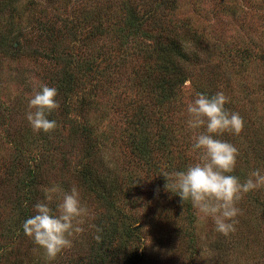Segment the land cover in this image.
I'll return each instance as SVG.
<instances>
[{
  "label": "rangeland",
  "instance_id": "374dc122",
  "mask_svg": "<svg viewBox=\"0 0 264 264\" xmlns=\"http://www.w3.org/2000/svg\"><path fill=\"white\" fill-rule=\"evenodd\" d=\"M128 16L141 24V34L129 27L120 31ZM2 35L19 50L15 56L0 53V264L66 262L68 249L48 261L22 229L45 200L43 189L53 185L64 191L76 186L89 210L73 243H84L85 251L97 240L105 203L82 177L98 161L116 173L122 188L112 198L122 213L114 209L104 219L140 224L142 241L134 250L143 257L137 264H264V216L241 210L234 232H216L211 217L165 190L162 172L185 171L191 164L184 148H174L170 157L158 145L165 127L192 142L187 103L197 93L223 90L250 123L240 135L224 133L225 138L239 155L256 137L264 146V0H0ZM162 39L182 42L186 55L185 83L167 101L156 95L167 77L154 43ZM219 78L225 86H218ZM41 85L58 90L60 107L48 116L57 128L50 133L34 132L26 119L28 102ZM144 115L149 121L139 136L137 120ZM134 136L138 145L154 150L157 169L133 154ZM239 155L236 172L249 175L255 167L264 173V162L247 168ZM166 201L176 219L171 224L162 209ZM59 202L58 195L49 206L55 211ZM241 224L252 238L246 246L255 252L244 242L235 250L228 242L240 234Z\"/></svg>",
  "mask_w": 264,
  "mask_h": 264
},
{
  "label": "clouds",
  "instance_id": "9594fccd",
  "mask_svg": "<svg viewBox=\"0 0 264 264\" xmlns=\"http://www.w3.org/2000/svg\"><path fill=\"white\" fill-rule=\"evenodd\" d=\"M55 87L41 85L34 91L28 102L26 119L36 133H50L57 128L55 120L48 116L60 107L56 100ZM228 98L222 91L209 97L197 93L193 101L187 103V129L191 137V152L196 153L197 162L190 164L185 171L162 172L166 179L165 190L179 195L182 202H191L198 214L211 217L215 231L228 235L236 230L235 219L241 214L236 207L244 194L264 187V173L255 170L241 182L231 175L234 171L238 149L231 143L219 139L224 133L240 135L244 120L237 112L228 110ZM203 129V130H201ZM45 200L34 206L35 214L27 218L22 229L37 246L34 251L43 250L46 260H54L63 250L71 248L73 237L84 231L81 226L89 215L86 205L81 202L76 186L64 191L58 185L43 189ZM60 196L55 211L49 206ZM93 227H95L93 225ZM97 231L101 229L97 228ZM100 240L99 236L95 237Z\"/></svg>",
  "mask_w": 264,
  "mask_h": 264
},
{
  "label": "trees",
  "instance_id": "16d2710c",
  "mask_svg": "<svg viewBox=\"0 0 264 264\" xmlns=\"http://www.w3.org/2000/svg\"><path fill=\"white\" fill-rule=\"evenodd\" d=\"M138 23V21L135 22V19L133 17L128 16L127 21L121 27L120 31L122 32L125 28L129 27L131 29L133 28L134 32L141 34V24ZM8 41V38L2 35V37L0 38V53L15 56L19 48L17 49L16 45ZM154 43L156 45L155 49H157V60L159 63V67L167 73V77L161 79L162 84L157 88L158 93L156 95L161 101H167L171 98L176 97L179 88L185 83L184 72L182 69L184 60H186V55L183 50L184 45L182 42L177 43L172 40L166 41V39H162ZM193 55L195 54L193 53ZM216 81L218 82V86L223 83H225V86L227 83V81L222 78L216 79ZM212 82L213 84H215V77L212 79ZM221 91L223 93L225 92L223 90ZM217 92H219V90H216L214 92L204 91L203 94L211 97ZM225 96H228L227 93L225 94ZM228 101L229 102L225 105V107L232 112L239 113L240 115V112L235 109L237 106L233 103V98H228ZM244 115H246L244 112H242V114L240 115L243 120H245ZM137 121L139 122V136H141L143 134V131L146 132V125H148L149 118L147 116L145 117L144 115L141 118H138ZM244 123L250 124L247 121H244ZM86 125L88 127V131L93 133L94 125H92L88 119L86 120ZM167 128L168 127L164 128L163 134L159 138V148L161 147L167 152V156L171 157L170 154L173 153V151L175 150L174 148L182 146L185 149H183V155L186 156V158L184 157L185 161H189L191 164L196 163V161L194 160V155L196 153L191 152L192 142L190 141V137L188 138L189 135H185L181 139L180 134L176 135L172 130H166ZM135 138H137V136L132 137L131 140V144L133 146V154L138 160L142 161L143 165H145L148 169H157V164L155 163L156 158L155 156H151V153L153 154L154 150L147 144L138 145L135 141ZM217 138L233 144L228 138H225L224 134ZM233 140L234 142H237L235 141V139ZM168 142L173 143L174 147H172V145H168ZM245 149L246 151L243 154L239 155V160H241L247 168L251 167L252 163L254 165L255 163L258 165L259 162H264V146L262 140H260L258 137L250 140ZM95 170H100V172H97ZM255 170L257 169H255L254 167L253 171ZM231 175H235L236 177L240 176L241 182L245 181L249 177L247 173L239 174V172H236V170H234ZM82 182L84 185H87L88 188H90L89 185L94 184L92 190L93 188H98L96 196L100 200H103L105 203L104 205H102L104 209L103 212L98 214L100 216L98 228L101 229V231L98 232L97 236L100 237V240H94V242H91L89 246L85 248V251L82 247L84 243L79 245L72 243V247L68 248V251L70 253L67 255V260L64 264H118L120 259H125V261L123 262L125 264H137V262L141 261V258L143 257L142 252L136 253V251L134 250V244L141 243L142 241V237H140V224L138 222H134L132 224L125 225L119 223V221L115 219H111L109 216L107 217V220L104 219L107 214L106 212H114V209L115 213H122L121 210H119L112 201V198L115 197L117 193L122 192V188L118 184V178H116V173L113 172L112 169L105 167V165L101 161H98L96 167H94V170H91L89 174L85 172L83 173ZM257 190L258 191H256L255 189L247 194H244L243 198L238 201L240 204L239 208L240 210H242L243 214L245 212L251 214L255 211H258L259 214L264 216V193L259 188ZM176 197L178 198L179 202H182L179 195H177ZM190 203L191 202L188 201L184 204L191 207ZM165 205L166 207H162V209H167L165 215L168 216V218H165V220L168 224H171V221L176 220L174 217L173 209L169 203L168 205L165 203ZM158 212L161 213L160 210H158ZM173 224L174 227L177 228V223L175 222ZM250 236L251 235L249 230L246 229L243 224H241L240 234L234 237H230L228 242L234 245L235 250L239 242L240 247L243 242V247H245L248 243L251 245L252 238ZM191 239H194L193 235ZM246 248L249 249L250 252H255L254 248H251V250L249 246H246ZM66 250L67 249L63 250V252ZM83 252H86V254Z\"/></svg>",
  "mask_w": 264,
  "mask_h": 264
}]
</instances>
